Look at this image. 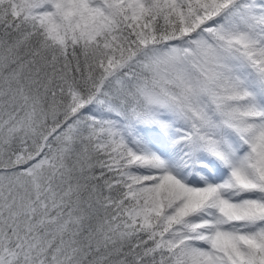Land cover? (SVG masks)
<instances>
[{"label": "snow or ice", "instance_id": "1", "mask_svg": "<svg viewBox=\"0 0 264 264\" xmlns=\"http://www.w3.org/2000/svg\"><path fill=\"white\" fill-rule=\"evenodd\" d=\"M0 264H264V0H0Z\"/></svg>", "mask_w": 264, "mask_h": 264}]
</instances>
